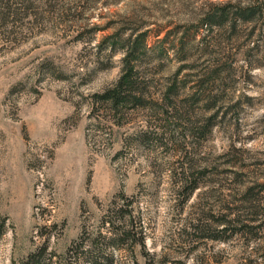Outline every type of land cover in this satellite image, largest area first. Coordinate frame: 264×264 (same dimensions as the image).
Here are the masks:
<instances>
[{"label":"rangeland","instance_id":"rangeland-1","mask_svg":"<svg viewBox=\"0 0 264 264\" xmlns=\"http://www.w3.org/2000/svg\"><path fill=\"white\" fill-rule=\"evenodd\" d=\"M130 34L141 99L115 109ZM40 248V264H264V0H0V264Z\"/></svg>","mask_w":264,"mask_h":264},{"label":"trees","instance_id":"trees-1","mask_svg":"<svg viewBox=\"0 0 264 264\" xmlns=\"http://www.w3.org/2000/svg\"><path fill=\"white\" fill-rule=\"evenodd\" d=\"M255 14V9L248 8L247 10H244L241 14V21L243 23H248L253 20L252 15ZM224 19L226 21L225 11L223 9H219L215 11H211L208 13L201 22L205 23V25L209 26L210 28L214 25L220 26L224 22ZM204 39V38H203ZM127 45V51L123 58L121 59L122 68H121V74L118 78V80L115 82V84L106 89L104 93L102 94V99L104 102L111 105L113 108H119L122 105H130L133 104L134 106L140 104V91L137 89V81H136V74H137V59H134L133 56H135L136 53H144L145 50V43L144 39L142 40L141 35H135L130 34L129 38L126 40ZM128 46V47H127ZM222 71V70H221ZM221 71H218L217 68L213 69L211 72L206 71L202 77H199L197 81H195L198 84V92L201 91L202 95H205L208 90V86L210 83H214L215 80L219 78V74ZM173 86H175L174 82L170 88H168L167 96L165 97V103L171 102L168 98V93L173 90ZM132 96V97H131ZM209 98V97H207ZM194 100V99H193ZM167 104V103H166ZM170 104V103H168ZM167 106H171L168 105ZM206 104L204 107H208L211 109H214V112L211 115V119H215L219 114V108L217 107L216 101L208 100L206 99ZM181 166L183 167L185 163L181 162ZM182 175V178H178L179 182L181 184V187L179 188L180 191H178V194H184L183 192H186V194L183 195V201H186L188 196L191 192H193L196 188H198V184L195 181H189L186 171L179 173ZM187 190V191H186ZM231 213V210L228 212V214ZM257 217V213L255 214ZM226 216V215H225ZM256 217L254 220H256ZM252 220V221H254ZM250 221V220H248ZM217 224L223 225V228L219 229L218 231L221 233H225L228 230V224L224 220L217 221ZM195 227L198 229V231H202V228L199 225H195ZM259 229V226L257 227H251L248 225H243L239 228L238 232L232 230L230 233L231 235L239 233L241 236L245 234H251L252 230H256L255 236H257V231ZM43 251L44 249L40 248L34 255H31L30 258L34 257V261L31 264H40L43 257ZM31 258V259H32Z\"/></svg>","mask_w":264,"mask_h":264}]
</instances>
